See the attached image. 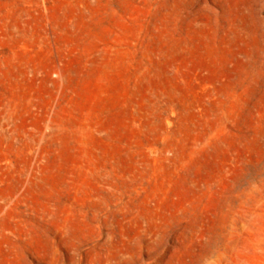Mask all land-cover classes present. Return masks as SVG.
Returning <instances> with one entry per match:
<instances>
[{"label":"rangeland","instance_id":"1","mask_svg":"<svg viewBox=\"0 0 264 264\" xmlns=\"http://www.w3.org/2000/svg\"><path fill=\"white\" fill-rule=\"evenodd\" d=\"M0 264H264V0H0Z\"/></svg>","mask_w":264,"mask_h":264}]
</instances>
